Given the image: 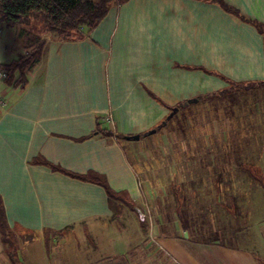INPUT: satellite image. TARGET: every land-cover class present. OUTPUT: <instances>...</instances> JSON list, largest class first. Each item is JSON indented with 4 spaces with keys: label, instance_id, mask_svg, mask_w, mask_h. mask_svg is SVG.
Wrapping results in <instances>:
<instances>
[{
    "label": "crops",
    "instance_id": "1",
    "mask_svg": "<svg viewBox=\"0 0 264 264\" xmlns=\"http://www.w3.org/2000/svg\"><path fill=\"white\" fill-rule=\"evenodd\" d=\"M224 1L242 17L264 23V0ZM229 81L264 82V34L209 0H128L112 7L84 40L48 38L25 88L0 81L6 100L0 110V196L10 226L24 235L35 234L31 240H43L47 256L51 248L46 231H63L64 237L79 230L90 250L78 264L264 262V206L250 198L258 179L243 170L239 184H233L237 176L232 175L207 184L213 217L226 218L221 209L235 202L237 217L253 227L251 245L205 241L201 205H195L208 200L195 201L191 189L176 187L172 201L165 198L167 206L162 208V199L155 196L151 203L115 135L142 136L160 124L170 108L221 90ZM104 129L114 134L106 135ZM181 174L197 176L187 170ZM250 177L245 201L249 185L244 187L243 180ZM96 178L123 193V202L112 203ZM138 210L152 211L148 231ZM132 218L136 225L130 242ZM116 224L127 234V248L99 256L93 234L101 233L100 226ZM153 237L158 248L148 249L146 242ZM0 264H12L1 235Z\"/></svg>",
    "mask_w": 264,
    "mask_h": 264
},
{
    "label": "rangeland",
    "instance_id": "2",
    "mask_svg": "<svg viewBox=\"0 0 264 264\" xmlns=\"http://www.w3.org/2000/svg\"><path fill=\"white\" fill-rule=\"evenodd\" d=\"M41 33L44 32L38 31L32 24L7 27L0 23V64L17 59L25 52V47L38 37H52L49 32ZM183 109L167 123L168 125L162 126L154 134L145 135L144 132L139 140L122 139L129 161L139 173L145 192L151 195V203H154L155 196L162 199V208L167 206L165 198L168 197L172 201L176 189L174 184L177 189H191L195 201H199L198 198L208 200L202 204L200 200L195 205V208L201 205L198 213L201 215V226L204 229L202 240L220 239L226 246L234 244L248 247L252 243L250 239L253 227L249 225L251 223L237 217L235 202L226 204V210L219 208L226 218L213 217L211 206L208 204L212 202L210 197H207V184L215 180V177L219 182L220 177L229 175L237 176L233 184H239L244 167L251 169L257 177L259 169L264 172V86L248 91H233L217 98L190 103L187 111ZM183 170L197 176H180L179 172ZM251 183V177L244 178V187L249 185L245 201L250 197ZM250 198L258 206H264L263 183L256 185ZM129 221L131 225L127 234L130 242H133L131 235H134L136 222L134 218ZM247 224L248 226L242 228ZM119 228L122 226L118 224L103 225L99 227L101 233L93 234L99 242V248L96 250L99 256L111 251L122 252L127 248V234H122L123 230L120 231ZM49 243L51 251L47 256L43 240L35 238L24 242L20 254L22 264H78L85 260L86 251L90 250L86 248L84 233L79 230L70 232L69 236L63 238L51 239ZM146 245L149 246L148 249H153L154 246L158 248L154 237L147 240ZM260 249L261 246L258 248L259 252Z\"/></svg>",
    "mask_w": 264,
    "mask_h": 264
},
{
    "label": "trees",
    "instance_id": "3",
    "mask_svg": "<svg viewBox=\"0 0 264 264\" xmlns=\"http://www.w3.org/2000/svg\"><path fill=\"white\" fill-rule=\"evenodd\" d=\"M127 1L128 0H0V23H4L7 27L32 24L35 25L40 32H49L52 36L51 39L62 42L80 41L90 36L92 31H94L100 22L107 16L112 7L120 6ZM209 1L221 5L224 9L237 14L245 21H250L260 33L264 34V23L242 17L237 9L228 5L224 0ZM46 43L47 38L38 37L34 42L25 47V52L17 59L9 63L0 64V71L6 74L4 83L7 86H12L14 88L26 87L28 84V72L42 60ZM261 86H264L263 81H229L227 87L216 92L199 96L198 99L199 101L208 100L210 98L227 95L233 91H248ZM176 107H179V111L186 108L184 102L178 104ZM166 119L167 117L164 118V120ZM163 121L155 128L159 126L164 127L165 125L162 124ZM170 121L171 119L168 120V123ZM102 131L106 135L111 136L114 134L110 129H104ZM115 135L121 140L126 139L125 135ZM51 167L56 170L64 171L74 177L88 179V176L77 175L55 165H51ZM244 170L248 171L252 177L258 179L264 185V174L261 169H259L258 177L255 173H252V170L248 167H244ZM96 180L104 186L112 203L113 201H117V199L123 202V193L114 191L104 178H96ZM174 188H176L175 184ZM127 200H129V198ZM126 202V204L130 205L132 208L135 207L132 201ZM142 224L143 229L148 231V222H142ZM63 234V231H46L48 247L51 239L63 237ZM0 235L4 244V250L9 256L11 263L21 264V259L19 257L21 245L23 242L31 240L35 234L31 233L29 235H24L19 230L10 226L1 196ZM260 264H264V262L262 261Z\"/></svg>",
    "mask_w": 264,
    "mask_h": 264
},
{
    "label": "water",
    "instance_id": "4",
    "mask_svg": "<svg viewBox=\"0 0 264 264\" xmlns=\"http://www.w3.org/2000/svg\"><path fill=\"white\" fill-rule=\"evenodd\" d=\"M198 101H199L198 98H192V99H188L185 104L197 103ZM178 111H179V107H173L171 109V112L167 116V119L164 120L162 124L166 125L168 120H170ZM158 128H161V126H159ZM158 128H154V129L146 132L145 135L154 134L157 131ZM140 138H141L140 134L126 136V139H128V140H139Z\"/></svg>",
    "mask_w": 264,
    "mask_h": 264
},
{
    "label": "built area",
    "instance_id": "5",
    "mask_svg": "<svg viewBox=\"0 0 264 264\" xmlns=\"http://www.w3.org/2000/svg\"><path fill=\"white\" fill-rule=\"evenodd\" d=\"M6 78V74L2 71H0V81H4ZM6 105V100L3 98V96L0 94V110ZM139 217L142 221H151L150 217L151 215L149 212H142L141 210H138Z\"/></svg>",
    "mask_w": 264,
    "mask_h": 264
}]
</instances>
